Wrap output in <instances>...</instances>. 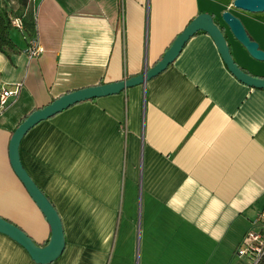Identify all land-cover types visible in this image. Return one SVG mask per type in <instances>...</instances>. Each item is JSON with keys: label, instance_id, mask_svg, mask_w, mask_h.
Listing matches in <instances>:
<instances>
[{"label": "crops", "instance_id": "1", "mask_svg": "<svg viewBox=\"0 0 264 264\" xmlns=\"http://www.w3.org/2000/svg\"><path fill=\"white\" fill-rule=\"evenodd\" d=\"M233 0H0L14 49L0 52V218L38 245L50 226L9 164L29 114L71 91L140 75L200 13L224 31L243 71L264 78L221 21L229 11L264 50V13ZM42 53L30 58L29 41ZM19 146L28 176L57 210L66 240L50 264H252L236 251L264 210V90L240 84L198 32L144 86L72 105ZM0 264H33L0 234Z\"/></svg>", "mask_w": 264, "mask_h": 264}, {"label": "water", "instance_id": "2", "mask_svg": "<svg viewBox=\"0 0 264 264\" xmlns=\"http://www.w3.org/2000/svg\"><path fill=\"white\" fill-rule=\"evenodd\" d=\"M232 7L249 14L264 13V0H233ZM220 16L224 27L229 30L234 41L243 47L249 58L264 63V50L260 48L259 43L251 39L241 20L227 10ZM198 32H204L212 39L226 69L240 84L249 88L264 90V78L252 76L235 63L224 31L219 27L214 17L211 14L200 13L172 41L169 49L152 68L145 69L140 75L123 81L71 91V93L58 97L42 109L31 112L18 124L10 137L8 145L9 164L16 178L22 183L27 195L35 203L37 209L41 211L46 223L49 224L50 238L45 246L38 245L21 228L2 218H0V234L7 236L21 246L33 264H50L56 261L64 252L66 240L57 210L54 209L49 199L43 195L21 165L19 146L23 140L22 138L39 123L57 116L72 105L100 99L101 97L114 96L125 92L128 88L144 86L148 81L164 72L182 52L184 45Z\"/></svg>", "mask_w": 264, "mask_h": 264}, {"label": "built area", "instance_id": "3", "mask_svg": "<svg viewBox=\"0 0 264 264\" xmlns=\"http://www.w3.org/2000/svg\"><path fill=\"white\" fill-rule=\"evenodd\" d=\"M10 25L16 28H21V22L18 19H13ZM41 47L35 39L29 41V46L26 53L30 58L38 57L42 52ZM18 92V87H15L14 91L2 90L0 92V109H4L8 104V99L14 97ZM259 224L260 230L257 232L250 231L245 236V239L239 249L236 251L238 256L250 257L252 264H257L259 260L264 256V210L259 213L256 220Z\"/></svg>", "mask_w": 264, "mask_h": 264}, {"label": "trees", "instance_id": "4", "mask_svg": "<svg viewBox=\"0 0 264 264\" xmlns=\"http://www.w3.org/2000/svg\"><path fill=\"white\" fill-rule=\"evenodd\" d=\"M30 0H18L20 7H25ZM11 29L10 19L8 18L7 11L0 5V52L7 57L10 56L14 49V44L9 38V31ZM257 264H264V256L259 260Z\"/></svg>", "mask_w": 264, "mask_h": 264}, {"label": "rangeland", "instance_id": "5", "mask_svg": "<svg viewBox=\"0 0 264 264\" xmlns=\"http://www.w3.org/2000/svg\"><path fill=\"white\" fill-rule=\"evenodd\" d=\"M243 24V23H242ZM244 26V25H243ZM244 29H245V27H244ZM235 60V59H234ZM253 60V59H252Z\"/></svg>", "mask_w": 264, "mask_h": 264}]
</instances>
